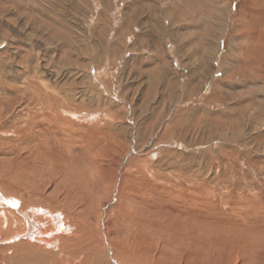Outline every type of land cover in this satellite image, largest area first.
I'll return each instance as SVG.
<instances>
[{"label":"rangeland","instance_id":"1","mask_svg":"<svg viewBox=\"0 0 264 264\" xmlns=\"http://www.w3.org/2000/svg\"><path fill=\"white\" fill-rule=\"evenodd\" d=\"M0 111L7 193L47 204L88 157L38 184L49 162L35 155L92 134L107 213L148 219L157 258L202 264L206 249L218 257L205 264H264V0H0Z\"/></svg>","mask_w":264,"mask_h":264},{"label":"bare ground","instance_id":"2","mask_svg":"<svg viewBox=\"0 0 264 264\" xmlns=\"http://www.w3.org/2000/svg\"><path fill=\"white\" fill-rule=\"evenodd\" d=\"M251 39L252 41H256V39L259 38L253 34ZM2 116L3 111H0V118ZM51 121L54 120L45 117L43 120H41V123H52ZM91 135L85 137L87 142L77 138L78 140L75 142L77 144L80 143V147H77V145L71 143L67 145L63 138H59L58 141L61 144H64L63 146H60L59 149H49L48 145L47 152L42 151V155H40L41 153L35 155V157L39 159L43 157L45 162L48 160L49 166L45 165V167H43L45 169L39 171L38 178L34 182H37L38 180H44V175H49L51 178L55 177L56 175L61 176V174L55 172L57 169L55 164H60L62 166V164L65 163L66 158L73 160V154H75V158H81L80 160L82 161L83 159L86 160V157H88L87 163L83 161L85 168H80L78 167L79 165H74L69 172L71 173V179L74 181H67L66 178L57 176L58 178H61V180L58 182L56 190L47 197L49 198L47 204L44 205V202L42 203V201L38 203L39 200L38 202L34 201L35 199L33 200V198L35 196H32V190H30V194L27 193L16 196L7 193V186L5 189L0 185V198L2 199V203H0V238L5 239L6 241L0 242V264H177L174 256H172V259H170V263L167 261H162L161 258L156 257L157 252L155 253L153 250L158 248V243L156 245L153 236L157 233V231L152 226L151 228H149L150 226H146L148 219L144 221V217L142 221H135L132 219L129 222V220L125 219V217H123L124 219H114L110 217L109 213H107V208L110 207L105 206L104 203L106 202L105 200L110 196L111 189L109 184L106 183V170H108L105 163L106 160L104 159L105 157L100 153L104 152L103 150L106 149L96 148L94 146L96 145V138ZM24 136L26 143L27 141L34 140L33 135L26 134ZM64 146L65 148H63ZM134 162L136 163L132 165L133 169L136 171L140 170L138 159ZM110 165H108V167ZM63 167L65 166L63 165ZM131 177L132 176H129V178ZM61 185L65 190L64 193L60 188ZM18 186L21 187L20 181ZM117 188L118 187L114 189L117 190ZM35 190H37L40 194H44L43 188H38ZM60 194L63 196L59 197ZM43 200L45 201L46 199ZM55 200H58L57 202H59L58 204L60 206L54 207L53 204H48V202H53ZM121 201V203H118L116 200V202L119 204V207L122 205L129 207L132 200H125L124 198ZM6 203L8 206L11 203L17 206L14 208H8L4 206ZM86 203L90 205V210L94 214L90 217L84 216L85 209L78 210L80 205ZM133 205L135 206L134 203ZM187 207L185 205V208ZM197 209L198 211H201L203 208L199 207ZM176 210L177 209H174V211ZM181 212L183 215L182 217H201L200 215H197V213L193 214L191 212V215L186 213L184 210H181ZM213 222L218 224V221L216 220ZM132 225H134L135 228H130ZM113 227L116 228V232H113V236H111L110 229ZM142 228L146 229V231L142 230ZM116 235L118 239H116ZM169 242L171 243L169 245V249L175 247L177 244H180L178 242L176 243L174 240H170ZM232 246L230 249L233 248ZM163 247H167V245L163 244ZM231 250V252H234V249ZM171 252L173 255L176 254L175 250ZM210 254L212 255V259L214 257H218V255L213 251L210 252V250L201 249L199 254L200 262L202 261V264H205V261L210 256ZM217 262L218 261H214V263L212 262L211 264H216ZM186 264L193 263L187 262Z\"/></svg>","mask_w":264,"mask_h":264},{"label":"crops","instance_id":"3","mask_svg":"<svg viewBox=\"0 0 264 264\" xmlns=\"http://www.w3.org/2000/svg\"><path fill=\"white\" fill-rule=\"evenodd\" d=\"M129 21H130V19L129 18H127L126 19V24L124 23L123 25H125L126 26V28H128L129 26H132L133 24H134V21L133 20H131V22L129 23Z\"/></svg>","mask_w":264,"mask_h":264}]
</instances>
